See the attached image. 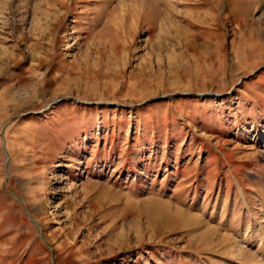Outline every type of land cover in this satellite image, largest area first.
I'll return each mask as SVG.
<instances>
[{
    "label": "rangeland",
    "instance_id": "374dc122",
    "mask_svg": "<svg viewBox=\"0 0 264 264\" xmlns=\"http://www.w3.org/2000/svg\"><path fill=\"white\" fill-rule=\"evenodd\" d=\"M0 264H264V0H0Z\"/></svg>",
    "mask_w": 264,
    "mask_h": 264
}]
</instances>
